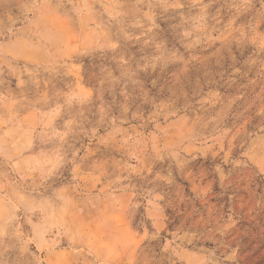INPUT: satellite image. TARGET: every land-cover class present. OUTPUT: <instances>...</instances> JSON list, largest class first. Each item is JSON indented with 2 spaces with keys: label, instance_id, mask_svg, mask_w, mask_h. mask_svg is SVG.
Masks as SVG:
<instances>
[{
  "label": "rangeland",
  "instance_id": "374dc122",
  "mask_svg": "<svg viewBox=\"0 0 264 264\" xmlns=\"http://www.w3.org/2000/svg\"><path fill=\"white\" fill-rule=\"evenodd\" d=\"M0 264H264V0H0Z\"/></svg>",
  "mask_w": 264,
  "mask_h": 264
}]
</instances>
